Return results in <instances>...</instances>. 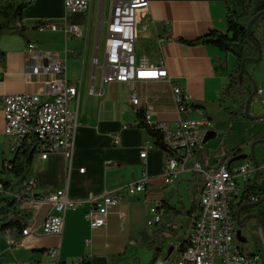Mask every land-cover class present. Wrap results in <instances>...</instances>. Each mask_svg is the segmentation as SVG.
<instances>
[{
    "label": "crops",
    "instance_id": "0c3cea01",
    "mask_svg": "<svg viewBox=\"0 0 264 264\" xmlns=\"http://www.w3.org/2000/svg\"><path fill=\"white\" fill-rule=\"evenodd\" d=\"M64 1L33 0L24 12L23 21L28 26L26 38L12 34L0 38V49L5 52V62L0 58V171L4 160L13 157L11 141L4 133V98L8 94L26 92L49 98L47 83L53 74L33 72V65L42 63L28 54V45L33 43L38 51L64 57L67 78L80 83L78 132L72 157L68 159L58 152L51 153L46 160L34 161L35 193L65 188L70 198L83 200L139 181L145 172L156 180L147 186L146 192L127 196L111 208L107 224L99 228H92L87 221L85 215L91 209V203L85 202L66 211L61 235L47 234L42 224L51 208L44 205L30 220L35 233L24 236L16 245L10 242L12 237L9 234L2 235L1 264H81L83 259L90 264H153L154 249L145 244L141 232L148 231L151 236L159 228L174 230L180 225L182 231L186 230L184 237L187 236L191 227V223L187 225V217H190L187 210L192 205L196 187L187 208L178 179L175 184L167 185L158 178L163 167L162 150L152 146L146 157L141 158L144 146L152 138L145 129L133 126L136 108L129 101L132 86L103 82L107 37L100 63V27L105 23L108 35L112 0H108L110 10L107 17L104 15L107 0H92L88 12L73 14H67ZM43 20L78 25L84 37L68 38L62 30L40 31L38 23ZM226 28L225 0H150L149 6L140 13L136 52L139 58L145 56L152 64L163 61L173 82L181 86L193 102L204 104L205 113L210 110L209 104H219L234 59L228 55L227 65H224L225 53L217 47L191 46L178 39L193 40L210 30L226 31ZM251 73L262 93L254 97L253 111H250L262 116L259 121L264 122V58ZM91 88H94L93 95H90ZM135 89L142 99L140 107L149 101L156 111V119L175 125L178 115L169 83H137ZM215 113L212 112V116ZM184 115L198 117L195 112ZM114 133L120 138L117 145L112 137ZM259 147L258 157L263 158L264 148L262 144ZM221 156H217L213 165ZM109 161H112L111 165ZM206 165L211 166L207 158ZM83 167L84 172H80ZM159 203L163 220L149 227L150 208Z\"/></svg>",
    "mask_w": 264,
    "mask_h": 264
},
{
    "label": "built area",
    "instance_id": "2783aa9c",
    "mask_svg": "<svg viewBox=\"0 0 264 264\" xmlns=\"http://www.w3.org/2000/svg\"><path fill=\"white\" fill-rule=\"evenodd\" d=\"M149 3L150 0H112L102 67L103 82L131 85L129 101L136 109L142 105V99L135 89L137 83H169L178 115L175 125L156 119L153 104L149 101L144 103L147 123L163 135V167L158 178L167 185H173L181 172L193 171L199 173L203 181L197 208L191 216L187 248L179 252L180 244L168 245L156 258L155 264H210L214 260L231 261L232 264H264L260 250L245 253L236 242V221L232 214V206L239 201L245 183L253 179L258 168L250 158L240 165L217 161L215 165L208 166L197 157L198 151L205 148L204 138L209 129L214 128V122L202 109L192 105V97L173 82L163 61L152 64L145 56L139 58L136 52L140 13ZM64 4L67 14L88 12L92 0H65ZM38 29L62 30L68 38L84 37L80 26L66 21L43 20L38 23ZM28 54L32 59L42 61L39 65H33L34 73H51L53 78L47 83L49 98L27 92L8 94L4 98V133L11 141L10 151L13 155L26 138L36 134L41 142V151L35 161L46 160L51 153L58 152L71 159L78 132L80 83L67 78L64 57L52 52L38 51L33 43L28 45ZM95 64H98L97 58ZM94 93V88H91L90 95ZM258 93H262V90L258 89ZM191 112L197 113L198 117L184 115ZM112 137L116 145L120 143L118 135L114 133ZM152 146H155L152 140L147 142L141 158L146 157L147 150ZM194 157V164L187 168L186 163ZM108 164L111 165L112 161ZM84 170V167L80 168V172ZM155 180L156 178L145 172L141 180L133 181L116 191L75 200L69 197L65 188L36 194L37 180L31 176L21 195L26 199L24 207L30 210L31 221L38 209L49 205L51 209L43 221V231L61 235L67 210L90 202L91 209L85 215L87 221L92 228L103 227L107 224L111 208L119 205L127 196L146 192L147 186L155 183ZM3 193L5 189L2 183L0 195ZM160 205L159 203L150 208L147 221L149 227L163 220ZM31 221L23 232L24 236L35 233L31 228ZM21 241L13 238L10 240L14 245Z\"/></svg>",
    "mask_w": 264,
    "mask_h": 264
},
{
    "label": "trees",
    "instance_id": "16d2710c",
    "mask_svg": "<svg viewBox=\"0 0 264 264\" xmlns=\"http://www.w3.org/2000/svg\"><path fill=\"white\" fill-rule=\"evenodd\" d=\"M33 0H0V38L5 34L18 35L26 38L28 26L24 24V12ZM226 7V31L210 30V32L193 40L178 39L179 42L191 45H212L225 53L224 65H227V56L231 55L234 63L228 74V81L224 86L219 106L228 114L232 120L242 118L248 120L245 115V105L248 97L251 95L255 78L251 73L249 76L243 73L242 62L245 58L257 57L258 46L262 49L264 58V13L254 21L250 34L257 45L248 39L247 27L250 21L264 11V0H225ZM0 58L5 62V52L0 49ZM249 63L246 62V68ZM198 109L204 110L206 106L201 103L194 102L192 104ZM263 118L257 116V120ZM137 128L145 129L151 136L155 146L161 150L164 149L163 135L161 131L149 126L145 119L144 107L136 109V123L133 125ZM262 144L264 141L261 137H253L248 143H241L229 151L221 153L220 149L216 154H222L219 162L232 163L242 154L245 149L252 143ZM40 140L36 134L26 138L20 147L15 151L11 159H5L1 171L0 182L3 183L5 193L0 195V231L3 235L9 234L15 241H20L24 237V230L29 225L31 212L24 207L26 200L22 191L25 190L26 182L32 176V169L37 154L41 151ZM205 155H200L202 163L206 164ZM251 159V158H250ZM258 161V180L261 182L264 178V157L257 158ZM197 174V173H196ZM203 181H199L193 193V202L187 213L192 216L198 205V199ZM264 185L258 186L253 179L245 183L239 201L232 206V214L239 224L240 219L248 214H257L264 222ZM174 209V207H171ZM177 210V209H174ZM248 218L242 227L247 225ZM260 224L261 221L258 220ZM166 228L157 229L145 242V244L154 249V264L156 258L162 253L166 246ZM164 238H161V237ZM179 252L184 251L189 239L185 236L179 243ZM65 264V263H61ZM81 264H90L83 259Z\"/></svg>",
    "mask_w": 264,
    "mask_h": 264
},
{
    "label": "rangeland",
    "instance_id": "374dc122",
    "mask_svg": "<svg viewBox=\"0 0 264 264\" xmlns=\"http://www.w3.org/2000/svg\"><path fill=\"white\" fill-rule=\"evenodd\" d=\"M110 10V3L107 0L104 4V15L107 17L109 15ZM107 37V26L105 23H103L100 27V43H101V50H100V63L103 59V44L105 42V39ZM99 63V65H100ZM258 63H249L248 69L249 71L253 70L254 66ZM99 73V72H98ZM208 108L212 110V112H216L214 116H212V112L209 110L205 112V115L209 118L214 119V128L209 129V131H214L217 133L216 137L211 138L207 140L204 145V149H200L198 151V156L205 155L208 159L211 166H213V161L216 160L218 154L212 155L216 153L217 151H221V153H224L226 151L231 150L235 146L241 143H248L253 137L259 136L262 139H264V122H260L259 120H245L242 118H237L235 120H232L231 117L228 116V114L221 110L219 104H209ZM253 111V109H250ZM213 121V120H212ZM253 143V142H252ZM251 143V144H252ZM251 144L245 149L246 153L242 154L240 157H238L237 165H240L247 157V155L251 152ZM260 144H257L255 146V154L256 157L259 158V151H260ZM220 153V154H221ZM197 156V157H198ZM196 158L189 160L186 163V167L190 168L194 164ZM34 170V165L33 169ZM179 184L181 188V196L184 200V203L186 204V207H189L190 198L192 197V191L195 189L196 185L199 183V181L202 180L201 175L199 173H194L193 171H186L181 172L178 175ZM187 225L189 226L191 223V217H187ZM1 227V223H0ZM241 230L242 236L245 238V240H239L236 236V242L241 247V249L245 253H251L255 250H260L262 252V255L264 257V236H263V227L262 224L258 222L256 218H251L248 220L247 225L245 227L240 226L239 224L236 225V230ZM186 230L182 231L180 228V225L175 226V229L172 230L171 228H167V232L165 233L166 236V246H168L170 243H179L183 237L184 232ZM3 234H1L0 231V238ZM161 238H164L163 236ZM165 246V247H166Z\"/></svg>",
    "mask_w": 264,
    "mask_h": 264
},
{
    "label": "water",
    "instance_id": "95a60500",
    "mask_svg": "<svg viewBox=\"0 0 264 264\" xmlns=\"http://www.w3.org/2000/svg\"><path fill=\"white\" fill-rule=\"evenodd\" d=\"M264 11L260 12L258 15H256L249 23L248 27H247V34H248V39L250 41H252L255 45H257V43L255 42V40L252 38L251 34H250V30H251V27L254 23V21L256 20L257 17H259L261 14H263ZM263 59V53H262V49L258 46V56L257 57H249V58H245L242 62V70H243V73H245L246 75H250V71L248 68H246V62H253V63H259L261 60ZM258 94V85L254 84V88H253V91L251 93V95L248 97L247 101H246V105H245V115L248 117V119L250 120H257V116L254 115V114H251V103H252V100L254 99V97H256V95ZM216 137V132L214 131H209L206 135V137L204 138V143L211 139V138H214ZM264 141V139H263ZM255 146H256V142H253L251 144V152L249 155H247L246 159L247 158H251L252 161L254 162L255 166L258 168V161H257V157H256V154H255ZM258 175H259V170H257L253 176V180L254 182L258 185V186H263L264 185V178L262 179V181L260 182L258 180ZM262 201H264V199H262ZM248 218H256L257 220L261 221L262 223V227H263V236H264V222L262 221V219L260 218V216H258L257 214H248L246 215L245 217H243L242 219H240V222H239V225H243V223L248 219ZM141 236L143 238V241L146 242L148 239H149V233L148 231H142L141 232ZM236 236L239 240H245V238L242 236V233H241V230H237L236 231Z\"/></svg>",
    "mask_w": 264,
    "mask_h": 264
},
{
    "label": "bare ground",
    "instance_id": "6f19581e",
    "mask_svg": "<svg viewBox=\"0 0 264 264\" xmlns=\"http://www.w3.org/2000/svg\"><path fill=\"white\" fill-rule=\"evenodd\" d=\"M0 185H2V183L0 182ZM210 264H232L231 261H226V260H214L213 263Z\"/></svg>",
    "mask_w": 264,
    "mask_h": 264
}]
</instances>
